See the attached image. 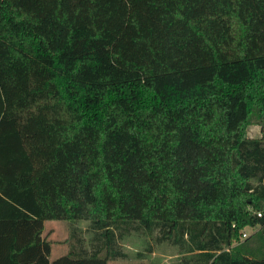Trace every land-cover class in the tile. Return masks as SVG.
<instances>
[{"label":"trees","instance_id":"trees-1","mask_svg":"<svg viewBox=\"0 0 264 264\" xmlns=\"http://www.w3.org/2000/svg\"><path fill=\"white\" fill-rule=\"evenodd\" d=\"M46 220L97 244L50 260ZM138 228L264 264V0H0V264H108Z\"/></svg>","mask_w":264,"mask_h":264},{"label":"rangeland","instance_id":"rangeland-1","mask_svg":"<svg viewBox=\"0 0 264 264\" xmlns=\"http://www.w3.org/2000/svg\"><path fill=\"white\" fill-rule=\"evenodd\" d=\"M246 135L250 138L260 137L259 124L250 123L246 128ZM43 225L42 237L52 243L50 260L68 253L71 245L78 247V244H82L89 250L93 244H97L93 239L96 234L90 231L87 222L46 220ZM257 229L246 227L245 237L252 235ZM159 235L157 230L149 233L141 228L125 233L118 239L119 247L125 253V257L109 260L108 264H177L182 257L179 247L167 241L158 242Z\"/></svg>","mask_w":264,"mask_h":264},{"label":"built area","instance_id":"built-area-1","mask_svg":"<svg viewBox=\"0 0 264 264\" xmlns=\"http://www.w3.org/2000/svg\"><path fill=\"white\" fill-rule=\"evenodd\" d=\"M260 214L258 213V216H259ZM243 236L245 237L246 236V234H243Z\"/></svg>","mask_w":264,"mask_h":264}]
</instances>
